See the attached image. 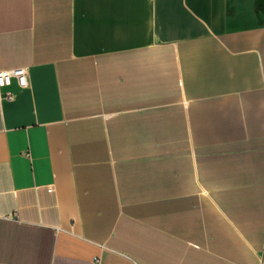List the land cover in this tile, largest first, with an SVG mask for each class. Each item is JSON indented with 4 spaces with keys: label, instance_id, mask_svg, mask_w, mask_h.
I'll return each mask as SVG.
<instances>
[{
    "label": "crops",
    "instance_id": "0c3cea01",
    "mask_svg": "<svg viewBox=\"0 0 264 264\" xmlns=\"http://www.w3.org/2000/svg\"><path fill=\"white\" fill-rule=\"evenodd\" d=\"M13 67L0 264H261L264 0H0Z\"/></svg>",
    "mask_w": 264,
    "mask_h": 264
},
{
    "label": "built area",
    "instance_id": "2783aa9c",
    "mask_svg": "<svg viewBox=\"0 0 264 264\" xmlns=\"http://www.w3.org/2000/svg\"><path fill=\"white\" fill-rule=\"evenodd\" d=\"M16 79L18 85L23 87L27 84V72L24 67L2 68L0 69V88L9 87ZM6 97L13 96V92L7 90L4 94ZM261 264H264V249L261 255Z\"/></svg>",
    "mask_w": 264,
    "mask_h": 264
}]
</instances>
